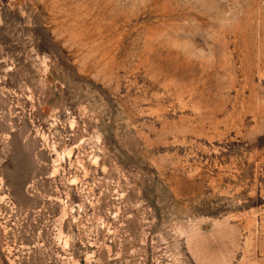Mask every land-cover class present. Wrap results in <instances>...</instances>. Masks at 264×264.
<instances>
[{
	"label": "rangeland",
	"instance_id": "1",
	"mask_svg": "<svg viewBox=\"0 0 264 264\" xmlns=\"http://www.w3.org/2000/svg\"><path fill=\"white\" fill-rule=\"evenodd\" d=\"M0 264H264V0H0Z\"/></svg>",
	"mask_w": 264,
	"mask_h": 264
}]
</instances>
